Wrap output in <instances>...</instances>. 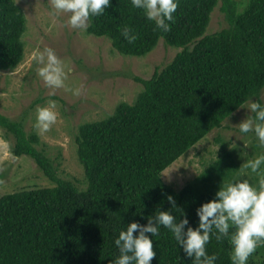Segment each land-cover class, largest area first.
Here are the masks:
<instances>
[{
    "label": "trees",
    "instance_id": "trees-1",
    "mask_svg": "<svg viewBox=\"0 0 264 264\" xmlns=\"http://www.w3.org/2000/svg\"><path fill=\"white\" fill-rule=\"evenodd\" d=\"M220 2L227 23L210 31ZM27 20L16 0H0V72L23 62ZM125 27L137 35L133 43L122 35ZM85 31L108 38L113 49L128 56L145 57L161 40L181 50L149 79L136 77L144 89L133 103L121 102L113 114L79 126L75 143L85 169L82 181L59 178L61 149L53 153L35 130L0 112L12 153L33 158L55 181L0 197V264H112L119 256L114 241L128 224H147L165 210L177 220L186 216L195 228L197 208L214 199L223 183L242 179L234 157L245 147L229 148L231 140L221 131L214 138L220 144L215 158L210 150L201 163L205 169L182 189L175 190L162 174L198 142L205 149L208 135L229 128L225 121L252 99L264 106V0H179L166 33L131 0H111ZM245 139L254 149L251 155L257 150L264 155L254 133ZM159 231L157 237L148 234L157 253L152 264H193L167 228ZM206 250L217 255L216 264H231L227 238L213 236ZM248 264H264V244Z\"/></svg>",
    "mask_w": 264,
    "mask_h": 264
},
{
    "label": "rangeland",
    "instance_id": "rangeland-1",
    "mask_svg": "<svg viewBox=\"0 0 264 264\" xmlns=\"http://www.w3.org/2000/svg\"><path fill=\"white\" fill-rule=\"evenodd\" d=\"M16 1L28 19L24 38L26 54L15 70L0 72V112L22 121L27 131L35 130L43 143L53 147V153L57 152L56 147L61 149L59 178L82 181L85 169L79 162L75 143L79 126L113 114L121 102L133 103L144 89V84L136 77L149 79L158 67L169 63L181 49L161 40L145 57L124 55L113 49L108 38L66 26L68 15H53L49 0ZM221 2L212 13L210 31L220 30L227 23ZM45 48L54 49L62 61L65 78L61 88H49L37 75V68L43 65L37 64L34 57ZM52 103L57 120L47 131H40L35 127L37 108L51 107ZM249 115L252 113L245 107L237 110L225 121L231 128H216L208 135L203 145L207 151L199 149L198 142L187 155L163 171V180L175 190H180L200 174L205 169L201 164L203 158L209 156L210 150H215L214 158L218 153L220 144L215 143L214 138L221 131L225 138L231 140L229 148L246 145L245 150L234 157L240 167L238 174L242 179L247 177L250 183L257 184L259 176L243 165L260 156L259 151L251 155L254 150L252 144L245 139L246 134L239 132V124ZM262 150L264 152V146ZM261 169L264 171V165ZM54 185L55 181L33 158L17 157L12 153L11 143L3 137L0 128V197L22 189Z\"/></svg>",
    "mask_w": 264,
    "mask_h": 264
},
{
    "label": "clouds",
    "instance_id": "clouds-1",
    "mask_svg": "<svg viewBox=\"0 0 264 264\" xmlns=\"http://www.w3.org/2000/svg\"><path fill=\"white\" fill-rule=\"evenodd\" d=\"M53 15L67 14L66 26L77 30H87L91 17L101 16L111 5V0H49ZM135 9L142 10L148 21L154 23L155 29L162 32L171 30L174 13L179 0H131ZM122 35L133 43L138 37L131 28L125 27ZM36 63L43 65L37 68V75L49 88H61L64 84V68L61 59L52 48H45L34 57ZM51 107H38L35 127L47 131L57 120ZM245 108L252 115L239 124L242 134L254 133L260 145L264 146V106L259 101L248 102ZM254 114V115H253ZM246 147V145H245ZM80 162V161H79ZM264 155L257 156L244 164L245 169L259 176L257 184L247 179L223 183L214 199L197 208L198 226L193 228L188 218L177 220L172 211L158 210L148 218L147 224L132 222L126 230H121L115 239L119 249L112 264H152L157 253L153 239L160 235V227L167 228L173 235L180 249L193 264H216V254L209 255L206 246L214 236L220 241L228 239L231 245V264H248V259L257 248L264 244ZM173 209L177 205L173 196L167 197ZM138 232V235L135 233ZM258 259V257H256Z\"/></svg>",
    "mask_w": 264,
    "mask_h": 264
}]
</instances>
